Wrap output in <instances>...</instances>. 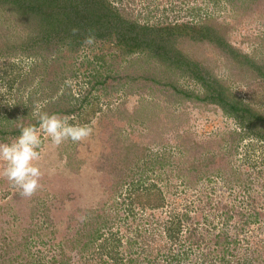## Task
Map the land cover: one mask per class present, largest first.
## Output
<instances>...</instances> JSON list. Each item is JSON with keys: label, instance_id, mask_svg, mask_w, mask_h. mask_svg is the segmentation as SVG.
<instances>
[{"label": "rangeland", "instance_id": "obj_1", "mask_svg": "<svg viewBox=\"0 0 264 264\" xmlns=\"http://www.w3.org/2000/svg\"><path fill=\"white\" fill-rule=\"evenodd\" d=\"M105 4L131 24L192 29L176 47L264 124V0ZM21 21L0 10V143L38 128L37 111L93 131L58 147L41 131L31 198L0 179V264H264V139L190 98L203 89L188 75L129 56L111 20L95 19L110 28L93 45L42 60L16 47L32 33Z\"/></svg>", "mask_w": 264, "mask_h": 264}, {"label": "trees", "instance_id": "obj_2", "mask_svg": "<svg viewBox=\"0 0 264 264\" xmlns=\"http://www.w3.org/2000/svg\"><path fill=\"white\" fill-rule=\"evenodd\" d=\"M0 10H5L21 18V24L30 32L26 40L16 47L20 51L30 52L37 58L47 57L50 53L59 52L58 48L67 43L81 45L88 29L96 30V36L104 37L103 30H109L96 18H105L113 21L116 33L121 36L120 43L127 47L129 56L139 54L136 61L144 60L147 63L158 65L155 67L165 70L183 72L203 89L202 95H191L194 101L202 104L217 106L228 116L233 117L244 129V135H253L264 139L263 117L253 111L249 104L237 97L232 90L220 79L215 78L204 68L181 52L176 47L177 42L185 33L192 31L188 26L177 24L168 25H135L123 20L118 12L105 4V0H0ZM102 24V25H100ZM95 25V27H94ZM99 25V26H98ZM98 26V27H97ZM78 28L80 32L72 35V29ZM213 29V25H205L201 32ZM215 30L211 40L224 49L226 53L235 55L236 61L249 68L257 69L256 62L248 55L233 48L224 36H218ZM221 35V34H220ZM76 38V41L69 39ZM203 35V39L205 38ZM69 41V42H68ZM14 47V46H12Z\"/></svg>", "mask_w": 264, "mask_h": 264}, {"label": "clouds", "instance_id": "obj_3", "mask_svg": "<svg viewBox=\"0 0 264 264\" xmlns=\"http://www.w3.org/2000/svg\"><path fill=\"white\" fill-rule=\"evenodd\" d=\"M80 29L73 28L72 35H77ZM96 35L93 29L87 30L83 43L93 45ZM71 80H66L65 85L70 86ZM135 99V98H133ZM132 105L129 104L128 107ZM39 104L36 108L39 109ZM39 127L20 126V135L10 142L0 143V179L7 180L19 190L21 198H31L40 188L42 171L38 164L40 160L41 131L46 134L54 146L63 142H81L92 135V128L88 125H72L68 116L61 117L57 114L37 111ZM21 120V119H20Z\"/></svg>", "mask_w": 264, "mask_h": 264}]
</instances>
